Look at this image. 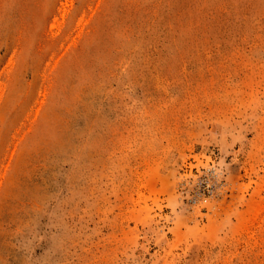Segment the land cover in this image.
<instances>
[{
	"label": "rangeland",
	"instance_id": "374dc122",
	"mask_svg": "<svg viewBox=\"0 0 264 264\" xmlns=\"http://www.w3.org/2000/svg\"><path fill=\"white\" fill-rule=\"evenodd\" d=\"M0 264H264V0H0Z\"/></svg>",
	"mask_w": 264,
	"mask_h": 264
}]
</instances>
